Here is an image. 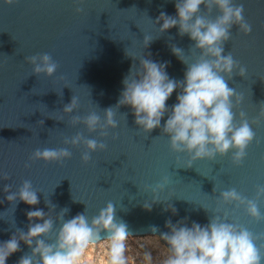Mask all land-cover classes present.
Listing matches in <instances>:
<instances>
[{"label": "water", "instance_id": "1", "mask_svg": "<svg viewBox=\"0 0 264 264\" xmlns=\"http://www.w3.org/2000/svg\"><path fill=\"white\" fill-rule=\"evenodd\" d=\"M236 3L244 4L245 19L253 30L247 36L236 26L231 30L225 54L230 51L247 74L244 78L234 75L229 86L243 94L241 109L251 118L264 102V0ZM78 7L83 12L77 13ZM161 12L175 16V0H17L13 5L0 0V171L11 176L0 180V242L15 232L14 221L16 228L27 232L26 213L36 208L47 212V199L57 205L54 216L62 208L70 209L66 219L84 211L90 218L111 201L133 235L130 242L159 238L149 229L157 226L160 232H167L168 219L176 223L188 217L189 226L192 221L204 225L217 207L220 191L235 187L252 197L255 185L264 184V123L254 127L260 144L248 149L241 166H234L229 154L215 161L198 160L186 168L189 157L177 159L160 129L146 136L127 106L114 109L118 127L109 130L103 140L107 148L92 153L88 164L80 158L83 148H70L72 158L62 165L32 161L25 167L35 149L65 147L63 140L78 131L99 139L97 133L88 134L83 125L68 124L70 117L62 113L63 107L75 96L80 107L73 115L95 110L103 117V109L117 104L122 80L133 63L139 67V58L168 62L169 77L184 78L186 65L172 53L170 45L182 48L189 62L198 53L189 51L194 42L187 35L179 36L177 27L159 32L160 25L154 21ZM217 14L214 11L210 18ZM145 36L153 39L147 48ZM45 52L58 63L56 74L32 75V65L25 58ZM176 95L174 92L169 98L168 106L177 102ZM123 114H127L126 119ZM163 175H168L171 183L161 196L172 197L169 203L177 209L176 215L164 211L163 203L154 204L151 211L142 206L145 200L151 202V193L144 191V185H155ZM24 180H30L37 190L38 205L21 201L15 206L6 200L3 186L11 184L16 191ZM260 207L264 211V203ZM238 216L251 230L264 231V223L250 221L243 210ZM20 247L6 264H17L30 252L23 242Z\"/></svg>", "mask_w": 264, "mask_h": 264}, {"label": "clouds", "instance_id": "2", "mask_svg": "<svg viewBox=\"0 0 264 264\" xmlns=\"http://www.w3.org/2000/svg\"><path fill=\"white\" fill-rule=\"evenodd\" d=\"M16 2L3 0L5 5ZM175 9V16L161 12L154 23L160 25L161 34L177 27L179 36L187 35L194 42L189 51L198 55L191 62L182 55V48L170 45L172 53L186 65L184 78L179 81L170 78L166 72L168 62L158 63L143 56L139 58V67L133 63L122 80L123 90L117 104L102 110L103 117L95 110L84 116L73 115L80 105L78 98L72 96L62 111L70 117L68 124L72 127L83 125L88 134L97 133L99 139L78 131L63 140L65 147L35 149L26 168L32 161L62 165L72 158L70 148H83L80 158L88 164L92 153L107 148L103 140L109 136L110 129L118 127L114 109L119 110L122 106L131 109L134 123L146 136L160 129V134L168 137L170 151L177 159L187 155L186 168H191L198 160L215 161L217 157L229 154L234 166L243 164L248 149L254 143L260 144L254 127L264 123V102L250 118L241 109L243 94L229 86L234 75L244 78L247 74L246 67L235 60L230 51L225 54V44L232 39L233 26L246 36L253 30L245 19L244 4L236 3V0H175ZM214 11L218 14L213 19L210 17ZM76 12L81 13L83 9L78 7ZM152 41L145 36L144 48ZM25 59L32 65V75L37 77H52L59 67L46 52ZM174 92L177 102L168 106L167 101ZM123 115L126 119L127 114ZM9 179L11 176L7 172L0 171V180ZM170 183L169 176L163 175L155 185H144V191L151 193V202L145 200L142 205L146 211H151L154 204L163 203L164 211L177 214V209L169 203L172 197L161 196ZM3 191L6 200L15 206L21 201L29 206L40 203L30 180H24L16 191L12 190L11 184H5ZM215 191L216 186L213 193ZM44 202L49 209L47 212L36 208L26 213L27 232L16 228L14 221L15 232L8 240L0 242V264H6L11 255L21 251V242L30 252L21 256L17 264H84L89 248L101 243L106 248L104 264H135L128 254V240L133 235L128 225L118 218L111 201L90 218L84 211L71 219L65 218L69 208H62L54 216L57 205L50 199ZM215 203L217 207L204 225L192 221L189 226V218L184 217L176 223L166 220L167 232L151 226L152 236L163 241V251L156 257L151 251H145L141 264H264V231L251 230L238 216L243 210L250 221L264 223V211L260 207L264 203V184L255 185L252 197L235 187L220 191ZM202 208L209 213L207 208ZM121 210L127 211L123 207ZM57 224L58 228L55 227ZM158 232L160 234L156 235Z\"/></svg>", "mask_w": 264, "mask_h": 264}, {"label": "rangeland", "instance_id": "3", "mask_svg": "<svg viewBox=\"0 0 264 264\" xmlns=\"http://www.w3.org/2000/svg\"><path fill=\"white\" fill-rule=\"evenodd\" d=\"M129 244V256L135 260V264H141L143 253L145 251H151L153 256L156 257L161 251H163V241L159 238L145 239L130 241ZM106 256V248L104 245L92 246L86 253L84 264H104Z\"/></svg>", "mask_w": 264, "mask_h": 264}]
</instances>
